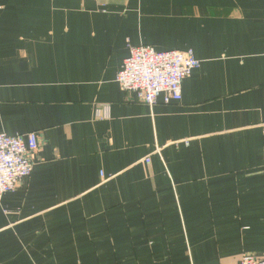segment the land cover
<instances>
[{"label": "crops", "instance_id": "1", "mask_svg": "<svg viewBox=\"0 0 264 264\" xmlns=\"http://www.w3.org/2000/svg\"><path fill=\"white\" fill-rule=\"evenodd\" d=\"M128 44L194 51L181 101L120 88ZM1 131L40 145L0 264L264 257V0H0Z\"/></svg>", "mask_w": 264, "mask_h": 264}, {"label": "built area", "instance_id": "2", "mask_svg": "<svg viewBox=\"0 0 264 264\" xmlns=\"http://www.w3.org/2000/svg\"><path fill=\"white\" fill-rule=\"evenodd\" d=\"M128 47L130 53L116 80L124 92L135 94L149 106L161 96L165 104L181 101L183 81L202 64L192 49L157 51L151 45L133 44ZM39 145L37 132L17 136L0 132V201L32 175ZM237 264H264V257L244 254Z\"/></svg>", "mask_w": 264, "mask_h": 264}]
</instances>
